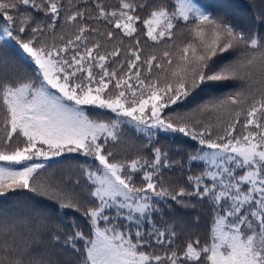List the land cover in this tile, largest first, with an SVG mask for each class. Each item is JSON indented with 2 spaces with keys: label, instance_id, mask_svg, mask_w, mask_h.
<instances>
[{
  "label": "snow or ice",
  "instance_id": "1",
  "mask_svg": "<svg viewBox=\"0 0 264 264\" xmlns=\"http://www.w3.org/2000/svg\"><path fill=\"white\" fill-rule=\"evenodd\" d=\"M83 2L78 7L75 0L67 5L0 0V62H8L3 49L14 43L35 66L0 77V197L27 190L81 211L72 194L35 182L44 167L35 160L79 152L98 162L94 171L83 170L92 183V200L83 209L91 234L75 231L66 240L77 252L76 242L84 241L79 264H264V36L233 25L231 0H217L214 11L198 0H118L117 6L93 0L92 10L89 0ZM34 13L49 22L38 21ZM62 15L75 32L68 39L59 34L57 43ZM181 24L189 37L185 43L142 58L141 35L160 45L171 41ZM125 37L134 43L124 47ZM237 51L240 56L223 62L224 54ZM229 80L239 82L234 93L194 110H223L228 120L215 129L189 113L165 114L207 82ZM87 106L115 118L90 116ZM125 123L150 139L153 130H163L198 142L201 147L188 155L186 186L165 185L162 170L174 162L159 147L151 148L150 157L131 160L106 150L109 141L119 140ZM194 162H201L198 173L191 171ZM165 197L208 203L207 241L189 238L182 250L173 246L176 232L152 219ZM153 240L166 250L157 252ZM34 244L15 225H0V264H46Z\"/></svg>",
  "mask_w": 264,
  "mask_h": 264
},
{
  "label": "trees",
  "instance_id": "2",
  "mask_svg": "<svg viewBox=\"0 0 264 264\" xmlns=\"http://www.w3.org/2000/svg\"><path fill=\"white\" fill-rule=\"evenodd\" d=\"M67 2L68 0H63L65 5ZM75 2L78 7L84 6L83 0H75ZM103 2L106 6L118 5V0H103ZM150 2L151 0H149ZM198 2L201 7L209 11H214L217 7V0H198ZM231 3L233 7L229 9L228 14L233 25L245 34L258 33L264 36V0H231ZM87 7L92 10L93 0H89ZM34 15L36 14L34 13ZM141 15L143 16L145 13L142 12ZM36 19L45 24L49 22L43 14L36 15ZM88 23L93 27L97 26L92 21ZM99 27L101 31L106 30L103 25ZM138 27L142 28V25L138 24ZM182 29L183 25L181 24L175 30L173 39L160 45H155L141 35L142 58L153 53L160 56L168 44L181 45L185 43L189 37ZM74 32V26L66 24L62 15L55 29L56 42L60 43L59 34H63L68 39L72 37ZM97 38L103 43L102 37ZM45 39L51 43V34L46 35ZM113 43H117V41ZM130 43H134V41L125 37L124 47ZM106 50L111 51L112 45H107ZM3 53L8 62H0V77L10 78L17 73L31 72L35 67L30 58L14 43L3 49ZM224 55L226 60L223 62H227V60L236 59L241 55V52H229ZM124 59L125 56L122 53L120 60ZM118 63L119 61L111 66L116 67ZM156 71L153 69V72ZM254 78H256L255 73ZM238 87L239 82L231 80L207 82L187 100L178 103L171 109H166L165 114L189 113L193 121L199 120L202 124L211 125L215 129L219 121L226 122L228 120V116L223 110L206 112L194 110L209 101L224 99L229 94L234 93ZM87 111L90 116L100 119L115 118V114L108 110L87 106ZM240 129L241 125H237V132ZM153 146L161 148L174 162L172 168L162 170L165 185L186 186L184 181L189 174L190 167L188 155L194 153L201 146L197 141H193L182 133L156 131V135L150 139L147 134L137 131L133 125L125 123L121 125L119 140L115 143L109 141L106 150L115 153L117 159L131 160L137 156L150 157ZM35 162L44 165L42 169L38 170L35 182L44 185L51 184L63 192L72 194L82 210L63 209L59 206V201L27 190H18L14 194L10 193L0 197V225L5 223L15 225L18 234L34 240L33 251L37 258L42 259L46 264H79L80 254L84 250V241L76 242V248L80 250L77 252L66 244V240L75 231H82L86 237L91 234V226L88 217L83 214V209L87 208L92 200L90 196L92 183L86 179L83 170L91 168L94 171L98 162L93 157L85 156L79 152H65L47 160L39 158ZM200 163L194 162L191 165L193 173L200 171L197 166ZM181 164L183 169L179 166ZM136 183H140L139 176L136 178ZM180 199L183 203H177L167 197L159 200L156 205L159 211L153 215L152 219L161 229L167 227L176 232L173 246L182 250L189 238H199L201 244L207 241L212 212L208 203L198 202L195 197ZM101 227H103V222H101ZM57 237H59L58 240ZM152 244L159 253L166 250L156 245L154 240Z\"/></svg>",
  "mask_w": 264,
  "mask_h": 264
},
{
  "label": "rangeland",
  "instance_id": "3",
  "mask_svg": "<svg viewBox=\"0 0 264 264\" xmlns=\"http://www.w3.org/2000/svg\"><path fill=\"white\" fill-rule=\"evenodd\" d=\"M53 91H54V90H53ZM153 131H155V132H156V131H163V130H153ZM163 132H164V131H163ZM170 133H174V132H170ZM206 150H207V149H206Z\"/></svg>",
  "mask_w": 264,
  "mask_h": 264
}]
</instances>
